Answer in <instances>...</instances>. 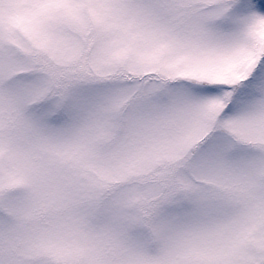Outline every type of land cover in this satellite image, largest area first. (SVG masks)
<instances>
[{"label":"snow or ice","instance_id":"1","mask_svg":"<svg viewBox=\"0 0 264 264\" xmlns=\"http://www.w3.org/2000/svg\"><path fill=\"white\" fill-rule=\"evenodd\" d=\"M0 264H264V0H0Z\"/></svg>","mask_w":264,"mask_h":264}]
</instances>
